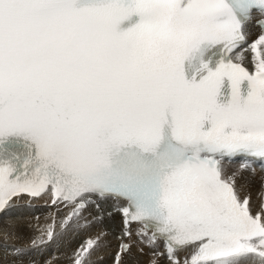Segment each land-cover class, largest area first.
Returning <instances> with one entry per match:
<instances>
[{
  "label": "snow or ice",
  "instance_id": "6c2138e0",
  "mask_svg": "<svg viewBox=\"0 0 264 264\" xmlns=\"http://www.w3.org/2000/svg\"><path fill=\"white\" fill-rule=\"evenodd\" d=\"M257 167L264 0H0V264L116 213L115 264H264V203L237 185Z\"/></svg>",
  "mask_w": 264,
  "mask_h": 264
},
{
  "label": "bare ground",
  "instance_id": "6f19581e",
  "mask_svg": "<svg viewBox=\"0 0 264 264\" xmlns=\"http://www.w3.org/2000/svg\"><path fill=\"white\" fill-rule=\"evenodd\" d=\"M253 28V27H252ZM237 185L240 191V195L250 196V207L255 213L256 211L261 210V205L264 203V199L259 195L264 192V176L260 172H255V174L245 173L242 178H237ZM41 203V201H37ZM111 209L109 208V211ZM40 213H43L40 216L39 223L47 224L51 223V216L48 215L47 209L41 208L36 210ZM52 212H55L54 208L51 209ZM57 220L59 221L62 214L66 213H55ZM13 222L21 226V231L25 234L26 237L32 235V232L23 227L28 224H36L37 221L34 219L32 212H27V214L22 219L13 218ZM83 223V222H81ZM121 229V217L118 213L114 214L112 217H105L103 223L93 224L92 227L87 228L83 231H77L75 233H69L64 236L62 243L59 245H51L43 252H36L35 259L38 261V264H44L46 260H49L52 257H56L53 260L52 264H71V257L74 250H76L89 236H95L102 230L109 232V235L106 237V246L100 249L93 257L94 264H115L114 254L118 249L119 241L116 239L117 234H119ZM5 238V230L0 229V240ZM27 243V239L24 241ZM148 250L145 249V252ZM102 257V258H101ZM149 255L140 256L136 252V249H133V255L126 257L125 264H148Z\"/></svg>",
  "mask_w": 264,
  "mask_h": 264
}]
</instances>
